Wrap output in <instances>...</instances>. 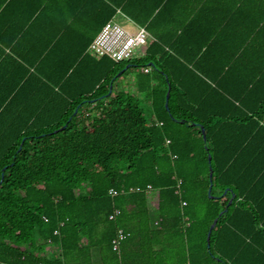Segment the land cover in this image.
I'll return each mask as SVG.
<instances>
[{"label":"trees","instance_id":"obj_1","mask_svg":"<svg viewBox=\"0 0 264 264\" xmlns=\"http://www.w3.org/2000/svg\"><path fill=\"white\" fill-rule=\"evenodd\" d=\"M256 12L222 75L149 45L101 57L109 71L78 90L81 60L62 61L41 106L1 108L0 264H264V0ZM127 64L149 72L108 94Z\"/></svg>","mask_w":264,"mask_h":264},{"label":"crops","instance_id":"obj_2","mask_svg":"<svg viewBox=\"0 0 264 264\" xmlns=\"http://www.w3.org/2000/svg\"><path fill=\"white\" fill-rule=\"evenodd\" d=\"M256 1L0 0V109L41 106L47 83L61 80L62 61L81 60L71 83L77 90L107 73L109 61L88 48L108 21L129 32L140 28L148 32L147 44L136 57L147 46H157L175 59L203 62L206 75H222L215 66L235 60L253 36L260 13ZM123 69L110 83L108 94L127 90V68ZM137 76L129 78L134 92ZM94 106L93 102L90 107Z\"/></svg>","mask_w":264,"mask_h":264},{"label":"built area","instance_id":"obj_3","mask_svg":"<svg viewBox=\"0 0 264 264\" xmlns=\"http://www.w3.org/2000/svg\"><path fill=\"white\" fill-rule=\"evenodd\" d=\"M147 37L148 32L144 28H140L133 33L113 21H108L93 39L88 50L96 57L106 56L114 62L126 61L136 57L138 50L147 44ZM144 71L148 72L149 68H145ZM113 193V190L109 191V194ZM119 213L120 210L116 209L109 216L110 219ZM125 236L122 230H118L117 237L113 241L114 247Z\"/></svg>","mask_w":264,"mask_h":264},{"label":"water","instance_id":"obj_4","mask_svg":"<svg viewBox=\"0 0 264 264\" xmlns=\"http://www.w3.org/2000/svg\"><path fill=\"white\" fill-rule=\"evenodd\" d=\"M128 67H129V64H127L123 70H125V69L128 68ZM123 70H122V71H123ZM168 97H169V89H168V91H167V93H166V99H165V106H166V108L168 107ZM64 127H65V126H63L62 128H64ZM202 132H203V139H206V135H205L204 129H202ZM208 159H209V161H210V155L208 156ZM209 177H210V181H211V180H212V169H211V167L209 168ZM208 195L211 196V183H210V186H209V188H208ZM232 197H233V196H232ZM232 197H231L230 200L228 201V205L232 202ZM224 211H226V208L224 209ZM222 212H223V211H222ZM222 212H221V213H222ZM221 213H220V214H221ZM216 221H217V219H214L213 223H212V224L210 225V227H209V230H208V233H207V240L209 239V236H210V234H211V230L213 229V227H214ZM207 246H209V241H207Z\"/></svg>","mask_w":264,"mask_h":264},{"label":"rangeland","instance_id":"obj_5","mask_svg":"<svg viewBox=\"0 0 264 264\" xmlns=\"http://www.w3.org/2000/svg\"><path fill=\"white\" fill-rule=\"evenodd\" d=\"M142 70L141 67H133V68H129L128 70H126V76H127V80H128V86H127V90H133L131 81L129 80V78L135 77L138 73H140ZM143 108H144V112L146 114V116L148 115L147 113V105L143 103ZM152 204H154V201L152 200Z\"/></svg>","mask_w":264,"mask_h":264}]
</instances>
